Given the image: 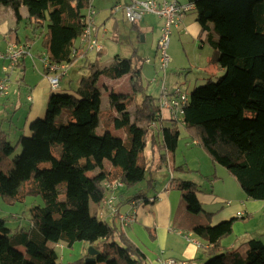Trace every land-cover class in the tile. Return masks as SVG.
I'll return each mask as SVG.
<instances>
[{
  "label": "trees",
  "instance_id": "16d2710c",
  "mask_svg": "<svg viewBox=\"0 0 264 264\" xmlns=\"http://www.w3.org/2000/svg\"><path fill=\"white\" fill-rule=\"evenodd\" d=\"M89 3L90 0H0L5 9L26 8V24L34 26L33 34L45 28L40 33L45 54L57 64L70 66L80 55L103 54V47L100 52L81 49L77 58H72ZM193 3L204 42L217 54L215 65L221 67L224 56L232 61L222 66L224 75L217 82L209 79L189 95L184 123L197 133L212 159L239 181L248 197L264 200V0ZM179 27L172 28L170 38ZM14 44L24 48L20 42ZM24 55L25 52L17 66L3 70L0 81L6 80L7 89L0 98L9 95L11 75L20 67ZM145 61L134 51L130 58L116 55L103 68L96 62L89 64L90 76L81 80L76 93L52 94L45 116L31 122L30 135L21 136L16 146L0 131V197L10 204L24 202L28 195L40 197L43 202L31 208V229L27 233H14L6 220L0 219V264H61L55 249L48 246L60 241L68 247L85 242L98 251L95 263L85 261L87 254L73 264H146L145 254L97 212L100 203L105 205L106 179L124 183L118 194L119 204L149 200L141 193L125 197V192L134 189L150 172L143 153L152 131L148 125L158 111L156 101L145 96L134 112L130 111L142 89ZM126 75L131 76L132 94L111 91L107 110H102L100 78L118 80ZM107 111L115 115L108 117ZM104 115L116 130H126V138L98 134L106 121ZM162 135L163 147L174 153L180 139L175 125L162 127ZM17 148L21 152L12 163L2 164ZM178 170L181 169L175 171ZM177 188L183 194L184 210L196 216L194 235L212 248L202 264H264V243L257 239L220 252V243L232 234L235 219L211 225V214H204L197 198L196 184L179 181Z\"/></svg>",
  "mask_w": 264,
  "mask_h": 264
},
{
  "label": "crops",
  "instance_id": "0c3cea01",
  "mask_svg": "<svg viewBox=\"0 0 264 264\" xmlns=\"http://www.w3.org/2000/svg\"><path fill=\"white\" fill-rule=\"evenodd\" d=\"M131 1L133 0H90L96 9V25L106 29V34L100 35V44L102 42L101 38L105 39L106 36L110 35V30L108 31L106 28L108 26L114 29L113 38L117 43L118 36H115V34L120 35L123 31L118 18L120 16L124 18V15L121 11L114 13L113 6L116 4L127 5ZM176 1L182 4H194V0ZM194 12L188 13L181 26L173 30V33L177 35L179 40L178 42L175 41L173 46L170 47L174 52V56H176L175 53H185L188 55L189 45L187 41L189 40L195 44L196 50L203 51L208 45L204 42L205 35L201 34V26L198 24ZM193 13L195 16L192 15ZM110 14L112 16L111 20H109L111 18ZM27 16L28 11L24 7L12 10L0 6V77L3 76V67L6 65V60L2 55L6 53L7 46L20 42L24 46L25 51L24 58L19 65L20 67L14 71L16 83L11 84L7 97L0 98V131L5 134L7 140L14 146L17 145L21 136L30 135L29 126L32 121L45 116L47 102L52 94H75L81 80L90 76L91 70L88 67L89 64L96 62L99 68L105 67L100 64L102 58L97 57L95 53H90L86 56L80 55L74 64L69 67L67 73L61 76L60 87L54 91L44 74L45 69L41 61L42 56L45 54L43 42L42 49H37L34 54H32V49L37 45L35 39L31 42L32 45H30L29 40L26 42L27 39L33 38L36 35L42 39L40 33L45 28L33 34L34 26H27ZM140 24H142L140 26L143 28V31L139 29L140 26L138 24L132 25V28L140 30L143 33L150 30L151 33L149 32V34L156 32L160 36L161 27L163 26L161 19L153 15H147ZM23 25H26V27ZM23 28H26V30L23 31ZM22 33L26 36L22 37ZM159 36H151L154 42L156 40V44ZM21 37L24 39L23 42L21 41ZM142 39L144 41V37ZM39 42L41 41L39 40ZM145 42H147L146 37ZM78 47L79 40L77 43ZM104 49L105 47H103L102 53H104ZM134 50L137 53L139 51L136 48ZM27 55H30L29 59H27ZM94 55L96 58L93 59L92 56ZM216 57V52L211 48L208 51L207 58L201 62L204 66L197 65L198 71L211 75V77H214L220 71L224 73L223 67L229 64L232 59L224 56L221 61V65L223 66L221 68L218 64L215 65L213 59ZM88 61L89 63H87ZM27 62H30V65H27ZM31 68L35 73V77L33 78L30 76L31 72L28 71ZM141 70L142 75L144 73L145 75L152 76L154 78L153 81L156 79L154 75L155 67L152 65V61L150 63L145 61ZM85 73H88V76ZM130 79L131 76L129 75L118 80H110L102 76L98 85L100 88H104L108 97L111 91L131 95ZM29 95L33 98L32 102H29L27 99ZM141 101L142 99L139 102L135 100V104H133L134 109L135 105H138ZM23 103L27 108H24ZM8 106L11 107V111L7 109ZM132 106L130 107V111L134 112ZM16 110L18 112L15 122ZM162 114L164 116L162 125L152 130L147 136L148 147L146 150H149V156L144 155L146 150L143 153V160L151 172L149 180H152L154 183L152 185L148 183L140 188L137 185L134 189L125 192L126 199L133 197L137 193H141L144 194L146 200L155 199V202H145L138 207L132 204L134 201H126L123 204L117 203L119 212L122 215L134 214L135 216V222L126 226L121 225V222L109 213L105 208L104 202H102L97 207L99 216L101 214L104 215L102 220L111 226L117 227L126 238L136 245L145 254L146 264H165L169 260H174L177 264H202L209 258L212 248L206 245L205 240L197 238L194 235L193 227L196 222V216L184 210L183 194L177 188L179 181L193 182L199 190L197 198L202 204L204 214H211V225L214 226L223 221L235 219L232 234L222 239L220 243V252L232 251L253 239L264 243V200H254L248 197L239 181L224 166L212 159L207 150L202 146L195 131L188 129L184 124L174 122L170 118L168 111H163ZM107 115H109L108 117H112L115 113L114 111H107ZM5 124L8 125L6 126ZM109 124L113 126L111 122L107 121L106 116L104 125H101L109 129L111 128ZM172 124L175 125L180 138L178 147L174 153L168 152L162 145V127ZM126 136L127 134L119 137L126 138ZM5 164L9 165V163ZM108 169L110 168L108 167ZM176 169L181 170L175 171ZM112 170L117 172L115 169ZM13 218L18 223L17 227H19L21 224L19 219L21 217L15 214ZM65 244L67 245L66 242ZM85 247L88 248L90 245L85 243L81 256L84 255ZM55 248L64 249V246L58 242L55 244Z\"/></svg>",
  "mask_w": 264,
  "mask_h": 264
},
{
  "label": "rangeland",
  "instance_id": "374dc122",
  "mask_svg": "<svg viewBox=\"0 0 264 264\" xmlns=\"http://www.w3.org/2000/svg\"><path fill=\"white\" fill-rule=\"evenodd\" d=\"M192 15L195 16L194 13ZM124 18L122 16L118 18L121 28H123V31L120 35L115 34V36H118L117 43L116 41H114V38H113L114 29L110 28V26L106 27L108 31L110 30V35L106 36L105 39L101 38V41H102L101 45L105 47V49H104V53L97 57L102 58V61L100 63L101 65L108 66L112 63L116 55H119L123 58H130L133 55L132 52L135 51L134 49L136 48L139 50L137 53L139 57L143 58L144 60L148 59L146 60V62L149 61L148 63L152 61V65H154L155 67L154 75L156 76V79L153 81L154 78L152 76H148L143 73L142 81H141L142 89L139 93H137L138 95L135 96L134 104H135V100L139 102L140 99H143L145 96H151L154 99V101H156V105H157V101L162 91L164 77L166 79V88L168 90H171L172 88L176 86H180L185 91H187L189 95L193 92L195 88L205 85L207 82H209V79H211L212 82H217L220 79V77H223L224 73H222L221 71L218 72L214 77H211V75H207L204 72L198 71L199 68H197V65L204 66L201 62H203L207 58L208 51H210L211 49L208 45L203 51L196 50L195 44L191 43L190 40L186 38L189 40L187 41L189 45L188 55H186L185 53L183 54L175 53L176 56H174V52L172 51V48L170 49V47L173 46L175 41L177 42L179 41L177 38V35L174 33H173V36L171 37V46L169 47L167 51L171 61L169 65L167 66L166 70H161V54L158 49V45L156 44V40L154 42L151 38L152 35L159 36V33L156 34V32H154V34H149L150 30H148L146 33L141 32L143 31V28L140 26L142 25L140 23L138 24V26H140L139 29L141 31L133 29L132 25H137V23L136 24L129 23L126 19L124 20ZM111 19H112V16L109 20ZM23 26L26 27V25H23ZM25 30L26 28H23V31ZM140 34L141 36H139ZM21 35L22 37L26 36L23 33ZM22 37H21V41L23 42L24 39ZM142 37H144V41ZM145 37L147 39V42H145ZM39 40L41 42H39ZM35 42L37 43V45L32 49V54H34L37 49L39 50L42 49V39L37 37L35 38ZM30 45H32V43ZM10 46L11 45L7 46V49L5 52H7ZM5 54L6 53H4L2 56H4ZM26 57L27 59H29L30 55H27ZM92 58L94 59L96 58V56L94 55L92 56ZM27 65H30V62H27ZM78 66L80 65L78 64ZM28 71L31 72L30 76L32 78L35 77V73L32 68L28 69ZM81 71H84V70H81ZM85 74H87L86 76H88V73H85ZM14 77L15 76L13 72V74L11 75L10 85L11 83L13 84L16 83L14 80ZM20 83L22 82L20 81ZM101 90H102V110H104L106 109V106H107L108 94L104 91L103 87H101ZM23 106L24 108H27V106L24 103H23ZM7 109L11 111L10 106H8ZM133 109H134V105L132 106V110ZM17 112L18 111L16 110L15 117H14L15 122L17 120V117H16ZM103 118H106V116L104 115ZM102 124L104 125V123ZM5 125L7 126L8 124H5ZM103 125H101L98 128V134L100 135H106V136H111L113 134L115 136H125L126 135L125 129L115 130L113 126L111 125H110L111 128L108 129V128H104ZM20 152H21L20 148H17L15 153L12 156L6 158L2 162V164L4 165L5 163L11 164L15 158V155L19 154ZM148 153H149V150L147 149L144 155L148 157L149 156ZM108 165L109 164L107 163L106 166ZM150 175H151V172H148L147 178H145L142 182H140L137 187L140 188L148 184L149 183L148 181H150L149 179L151 178ZM37 205L39 206L43 205V202L40 197H33L31 195H28L26 196V199L24 202H15L13 204L6 202L2 197H0V219H5L7 226L11 228L14 233H20V232L27 233L31 227V222H30L31 208ZM15 214H18L21 217L19 219V221L21 222L19 227H17L18 223L15 222L13 218V215ZM60 243L64 246V249L55 248V244L53 243H49L48 246L55 249V251L60 257L61 264H73V262H75L76 260L80 258H83L85 255L88 254L89 247L88 248L85 247L84 255L81 256L83 252L82 248L84 247L85 242H76L74 243V246L72 248L68 247L63 241H60Z\"/></svg>",
  "mask_w": 264,
  "mask_h": 264
},
{
  "label": "built area",
  "instance_id": "2783aa9c",
  "mask_svg": "<svg viewBox=\"0 0 264 264\" xmlns=\"http://www.w3.org/2000/svg\"><path fill=\"white\" fill-rule=\"evenodd\" d=\"M196 10V6L192 3L182 4L176 0H133L127 5L116 4L113 6V12H123L125 19L132 24H139L145 16L153 15L158 19L163 21V26L161 27L160 38L158 41V49L161 54V70H166L171 59L168 55V49L171 42V31L173 27H179L186 15L192 11ZM96 10L91 4L87 6L84 13L83 22L85 26L79 36V47L73 48L72 58H77L81 49L86 52H100L102 50V45L100 44V35L106 34V29L100 28L95 23ZM11 46L7 50L6 54L3 56L4 59L8 61V66L3 68L4 71H8L13 67L17 66L18 61L22 54L25 52L22 46L17 44H10ZM44 65V74L47 77L51 88L55 91L60 87V78L65 75L70 67L69 64H57L51 61L47 54H44L41 58ZM149 61H147L148 63ZM7 89L6 80L0 81V94H3ZM189 94L182 87L176 86L171 90L166 88V79H163V87L159 99L157 101L158 111L156 113L155 120L152 121L148 128L155 130L162 125L163 121V111H168L170 118L177 124H184L185 108L188 105ZM29 102L33 99L30 96L28 98ZM105 188V208L109 213L117 218L121 225L126 226L133 224L135 222L134 214L122 215L119 212L117 206L118 194L124 188V183L120 179H106L103 182ZM149 203L155 202V199L148 200ZM145 203V200H137L132 204L135 206H141ZM101 219L104 215L99 216ZM165 264H177L174 260H169Z\"/></svg>",
  "mask_w": 264,
  "mask_h": 264
},
{
  "label": "water",
  "instance_id": "95a60500",
  "mask_svg": "<svg viewBox=\"0 0 264 264\" xmlns=\"http://www.w3.org/2000/svg\"><path fill=\"white\" fill-rule=\"evenodd\" d=\"M98 254V251L93 247L90 246L88 250V257L85 259L87 263H95V256Z\"/></svg>",
  "mask_w": 264,
  "mask_h": 264
}]
</instances>
